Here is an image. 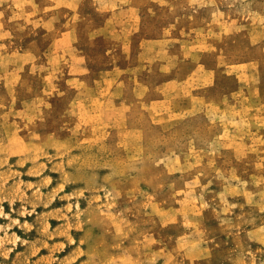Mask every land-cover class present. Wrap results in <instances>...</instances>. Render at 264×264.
<instances>
[{"label":"rangeland","instance_id":"374dc122","mask_svg":"<svg viewBox=\"0 0 264 264\" xmlns=\"http://www.w3.org/2000/svg\"><path fill=\"white\" fill-rule=\"evenodd\" d=\"M0 264H264V0H0Z\"/></svg>","mask_w":264,"mask_h":264}]
</instances>
